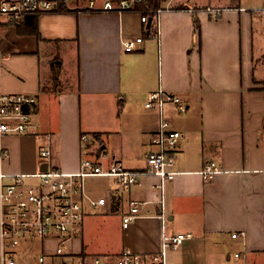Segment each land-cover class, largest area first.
Instances as JSON below:
<instances>
[{"label": "crops", "instance_id": "crops-1", "mask_svg": "<svg viewBox=\"0 0 264 264\" xmlns=\"http://www.w3.org/2000/svg\"><path fill=\"white\" fill-rule=\"evenodd\" d=\"M240 3L173 0L148 24L150 34L139 11L77 3L0 23L1 92L37 96L30 132L0 135L1 172L40 169L45 143L66 171H76L82 156L139 169L157 148L161 121L182 133L172 179L144 174L124 189L113 176L88 177L97 179L89 192L106 204L93 210L85 203L71 253L114 264L125 248L157 252L162 232H182L190 236L166 251L164 264H264V27ZM137 36L138 49L125 51L124 41ZM159 88L180 95L187 110L146 108ZM82 133L90 135L84 150ZM208 160L222 168L211 180L199 172ZM130 198L143 203L123 227Z\"/></svg>", "mask_w": 264, "mask_h": 264}, {"label": "built area", "instance_id": "built-area-1", "mask_svg": "<svg viewBox=\"0 0 264 264\" xmlns=\"http://www.w3.org/2000/svg\"><path fill=\"white\" fill-rule=\"evenodd\" d=\"M60 1L66 7L77 3V6L97 11H139L141 21L147 25L155 22L162 10L171 8L173 2L163 0L158 7H150V0H0V23L14 24L26 15L57 10ZM140 5L144 6L141 10L138 8ZM148 28L151 29L150 25L146 31ZM141 42L142 36L125 40L124 50H137ZM167 104H173L178 114L188 108L180 95L160 88L151 91L144 103L146 108L159 115ZM36 105L35 94L3 93L0 90V135L28 134ZM181 137L180 131L165 128L161 121L153 135L157 148L146 155L145 166L139 169L126 168L118 160L104 167L99 160L82 156L76 171H66L53 164L52 148L45 143L38 150L40 163L46 165L44 169L29 173L0 171V264H106L103 255L83 257L69 249L71 240L80 235L87 213L85 203L93 210L106 204L104 196L96 199L87 196L86 177L113 176L124 189L130 188L144 174L153 173L172 179L176 171L170 167ZM89 141V134L80 135L82 150ZM5 154L6 151H0V156ZM221 171L217 161L208 160L199 172L205 180H211ZM142 203L133 198L128 200L127 211L122 215L123 227L139 215ZM231 235L236 237L238 233ZM189 236L190 233L162 232L159 251L139 253L125 248L115 258L114 264H164L166 251L178 247ZM241 256L240 252L234 253V257Z\"/></svg>", "mask_w": 264, "mask_h": 264}, {"label": "rangeland", "instance_id": "rangeland-1", "mask_svg": "<svg viewBox=\"0 0 264 264\" xmlns=\"http://www.w3.org/2000/svg\"><path fill=\"white\" fill-rule=\"evenodd\" d=\"M84 1V0H83ZM176 1V0H175ZM185 5H192L195 7V5L198 6H202V5H207L209 2L212 5H216V4H233L236 2L238 3L239 0H183ZM240 4L242 5H246L248 7H251L253 9H255L254 11L256 12V19L259 20V23L262 25V27H264V11L262 10V6L264 4V0H240ZM59 69H57V73ZM57 73H56V78H57ZM96 178L95 177H86L84 185H85V192L87 194V196L90 199H96L98 198L97 196V192L92 191V193L89 192V187L90 185L92 186V188L94 187V185H92V183L96 182Z\"/></svg>", "mask_w": 264, "mask_h": 264}, {"label": "trees", "instance_id": "trees-1", "mask_svg": "<svg viewBox=\"0 0 264 264\" xmlns=\"http://www.w3.org/2000/svg\"><path fill=\"white\" fill-rule=\"evenodd\" d=\"M161 1H163V0H150L149 1V6L150 7H158L161 4ZM138 8L141 10V9L144 8V6L140 5ZM65 9H67L66 5L63 2L60 1L59 7H58L57 10H65ZM148 14L151 16L152 13L150 12ZM194 26H195V31L198 32L199 28H200V25H199V21H198L197 18L194 19ZM150 31L151 30L148 28L147 29V33L150 34Z\"/></svg>", "mask_w": 264, "mask_h": 264}, {"label": "water", "instance_id": "water-1", "mask_svg": "<svg viewBox=\"0 0 264 264\" xmlns=\"http://www.w3.org/2000/svg\"><path fill=\"white\" fill-rule=\"evenodd\" d=\"M45 166H46V165H45V164H43V165L41 166V168H42V169H44V168H45Z\"/></svg>", "mask_w": 264, "mask_h": 264}]
</instances>
